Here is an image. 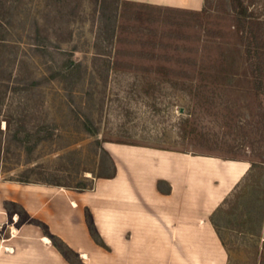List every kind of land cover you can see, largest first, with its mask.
I'll return each instance as SVG.
<instances>
[{"label":"rangeland","instance_id":"1","mask_svg":"<svg viewBox=\"0 0 264 264\" xmlns=\"http://www.w3.org/2000/svg\"><path fill=\"white\" fill-rule=\"evenodd\" d=\"M242 1L244 28L235 0H0V179L91 188L109 142L246 158L215 223L228 264H264V0Z\"/></svg>","mask_w":264,"mask_h":264},{"label":"crops","instance_id":"2","mask_svg":"<svg viewBox=\"0 0 264 264\" xmlns=\"http://www.w3.org/2000/svg\"><path fill=\"white\" fill-rule=\"evenodd\" d=\"M126 1L200 10L206 0ZM106 145L115 170L92 188L0 179V264H228L215 216L248 159Z\"/></svg>","mask_w":264,"mask_h":264},{"label":"trees","instance_id":"3","mask_svg":"<svg viewBox=\"0 0 264 264\" xmlns=\"http://www.w3.org/2000/svg\"><path fill=\"white\" fill-rule=\"evenodd\" d=\"M235 9H236V13L238 15V17L240 18V21H241V26L244 28L245 27V24L243 23L242 21V16L245 15V6H244V2L242 0H235ZM3 3L0 2V26L3 25L4 22V18L2 16V9H3ZM3 34H1L2 36ZM0 36V39L2 38ZM255 42H257V37L256 35H254V39H253ZM251 43V41L249 42ZM258 44V42H257ZM259 45H257L258 47ZM253 48H248V55H249V60L251 62V66H252V72L255 76V78L257 80H260V82H262V78H263V65H262V62H261V58L259 56V51L258 49L256 48L255 50H252ZM73 63L74 60L72 61ZM92 188V187H91ZM90 228H91V231L93 233V236L95 237V239L97 240V242L99 243H103L99 234L96 232L95 230V226L92 222H90ZM51 238H52V241L53 243L55 244V246L63 253H66L67 252V245L65 244V242L63 240H61L59 237L55 236V235H51Z\"/></svg>","mask_w":264,"mask_h":264}]
</instances>
